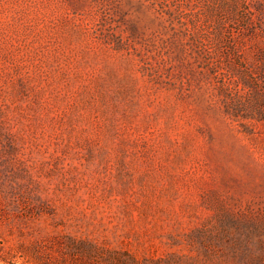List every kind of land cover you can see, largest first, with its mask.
Returning <instances> with one entry per match:
<instances>
[{
    "label": "rangeland",
    "instance_id": "374dc122",
    "mask_svg": "<svg viewBox=\"0 0 264 264\" xmlns=\"http://www.w3.org/2000/svg\"><path fill=\"white\" fill-rule=\"evenodd\" d=\"M176 253L264 264V0H0V264Z\"/></svg>",
    "mask_w": 264,
    "mask_h": 264
},
{
    "label": "trees",
    "instance_id": "16d2710c",
    "mask_svg": "<svg viewBox=\"0 0 264 264\" xmlns=\"http://www.w3.org/2000/svg\"><path fill=\"white\" fill-rule=\"evenodd\" d=\"M228 232V231H227ZM229 234V233H228ZM261 241V240H260ZM80 242L77 239H72L70 246L74 249H78L80 247ZM91 248L97 249L96 246L91 244ZM208 258H212V251L204 250L202 252ZM197 255H200L197 254ZM131 264H193L194 255L188 256L186 261L183 260L182 255L179 254H171L168 257H144L142 259L137 258L136 256H130ZM206 264V263H203Z\"/></svg>",
    "mask_w": 264,
    "mask_h": 264
}]
</instances>
